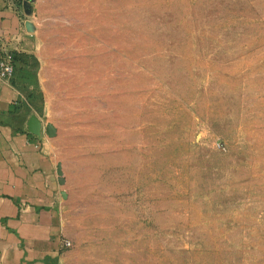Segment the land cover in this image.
I'll return each mask as SVG.
<instances>
[{"label":"rangeland","instance_id":"374dc122","mask_svg":"<svg viewBox=\"0 0 264 264\" xmlns=\"http://www.w3.org/2000/svg\"><path fill=\"white\" fill-rule=\"evenodd\" d=\"M29 16L14 82L56 129L58 264H264V0Z\"/></svg>","mask_w":264,"mask_h":264},{"label":"crops","instance_id":"0c3cea01","mask_svg":"<svg viewBox=\"0 0 264 264\" xmlns=\"http://www.w3.org/2000/svg\"><path fill=\"white\" fill-rule=\"evenodd\" d=\"M26 2L0 0V34L21 39V48L32 33ZM32 115L14 80H0V264H58L62 253L50 138L29 132Z\"/></svg>","mask_w":264,"mask_h":264},{"label":"built area","instance_id":"2783aa9c","mask_svg":"<svg viewBox=\"0 0 264 264\" xmlns=\"http://www.w3.org/2000/svg\"><path fill=\"white\" fill-rule=\"evenodd\" d=\"M21 39L0 34V80H12L15 72L13 53L18 52ZM69 246V242H65Z\"/></svg>","mask_w":264,"mask_h":264},{"label":"water","instance_id":"95a60500","mask_svg":"<svg viewBox=\"0 0 264 264\" xmlns=\"http://www.w3.org/2000/svg\"><path fill=\"white\" fill-rule=\"evenodd\" d=\"M28 1H30V0H27L26 3H28ZM27 13L30 14V10H27ZM28 130L33 135H37L38 136V135L41 134V123H40V121H39V119H38V117L36 115H32L30 117L29 122H28ZM45 134L49 138L54 137L56 135L55 127L52 124H47L46 127H45ZM57 174L60 177V178H58L59 184H63L64 183V179L62 177V172L60 170V166H58ZM62 196H63V198L66 197L65 194H63Z\"/></svg>","mask_w":264,"mask_h":264},{"label":"trees","instance_id":"16d2710c","mask_svg":"<svg viewBox=\"0 0 264 264\" xmlns=\"http://www.w3.org/2000/svg\"><path fill=\"white\" fill-rule=\"evenodd\" d=\"M18 56H19V52H14V53H13V57H14V66H15V72H14V76H13L12 80H14V79H15V73H16V64H17V59H18ZM12 80H11V81H12Z\"/></svg>","mask_w":264,"mask_h":264}]
</instances>
